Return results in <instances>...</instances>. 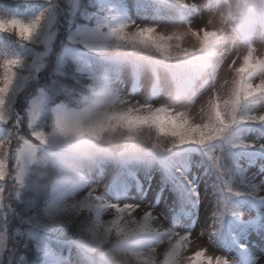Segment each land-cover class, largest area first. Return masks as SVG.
<instances>
[{
    "label": "snow or ice",
    "instance_id": "obj_1",
    "mask_svg": "<svg viewBox=\"0 0 264 264\" xmlns=\"http://www.w3.org/2000/svg\"><path fill=\"white\" fill-rule=\"evenodd\" d=\"M170 2L181 9L190 7L184 0ZM215 6L219 11L210 16L208 25H213L214 21L220 25L231 24V49L228 48L229 37L220 27L197 31L189 26L187 31L162 34L154 27L126 31L129 24L120 23L109 27L106 34L97 36L94 41L100 47H132L144 53H155L165 61L180 62L193 79L207 76L212 80L228 53L238 52L237 44L244 45L246 52L242 57L238 54L227 65L232 72L231 81L221 85L220 90L214 88L195 114L150 104L124 108L121 106L128 103L126 100L97 97L81 110H59L51 133L36 126L37 112L33 108L28 113L29 139L27 134H21L23 122L18 116L13 118L10 107L17 90L18 71L25 62L19 56L0 57V125L6 129L0 136V214L7 219L6 184L11 182L7 198L13 193L18 197L26 171L39 162L41 148L68 141H84L93 146L111 141L117 135L133 139L147 132L154 139L153 147L161 151L185 145H196L204 150L215 170L218 185V199L209 217L208 242L224 254L209 255L200 248L186 255L193 244L190 236L194 226L182 230L184 234L162 231L153 227L151 221L155 218L151 212H146L139 221L131 218L139 205L125 203L120 207L89 192L77 208L97 214L91 230L93 243L87 249L91 264H264V157L258 161V171L249 175L248 170L239 164L230 165L211 148L215 141H222L232 149L257 148L255 143H249L238 134L241 126H248L253 135L264 134V114H254L258 108H264V54L257 55L254 46L257 39L264 42V0H235V3L215 0ZM11 8L23 9V5L13 4ZM42 20L43 13L25 20L17 14L0 12V34L14 36L20 44L32 43L41 30ZM186 37L194 41L191 47L182 46ZM188 87V83L178 84L177 102L185 99ZM258 150L264 153V144L259 145ZM234 198H245L250 206L260 208L253 218L245 219L233 203ZM106 209L116 213L108 225L102 224L99 218ZM58 211L60 209H53V214ZM236 229L240 232L238 237L232 234ZM253 231L260 237V244L250 240ZM225 233L228 239H224ZM145 240L151 243H144ZM165 243L166 249L159 258L157 248ZM5 250V236L0 234V254Z\"/></svg>",
    "mask_w": 264,
    "mask_h": 264
},
{
    "label": "rangeland",
    "instance_id": "obj_2",
    "mask_svg": "<svg viewBox=\"0 0 264 264\" xmlns=\"http://www.w3.org/2000/svg\"><path fill=\"white\" fill-rule=\"evenodd\" d=\"M166 6L160 14L150 15L149 12L136 11L135 15L121 19L120 23L129 24L126 31H134L137 27H154L157 33L171 34L176 31H187L190 26L193 30H199L200 28H216L223 29L225 34L229 37L228 48H232L231 43V24L225 23L220 25L214 21L213 25H208V19L215 14L219 9L211 2V0H184L190 7L186 10H182L180 14L176 13L178 8L170 2V0H159ZM90 5L88 0H0V12H4L6 7H11L13 4H19L28 6L32 9L34 6L39 8V4L42 9H37L35 14L19 15V18L25 20H32L35 17L43 13L42 31L39 38H35L32 43L20 44L16 41L14 36L7 34H0V57H9L5 51L9 47L12 48V56H19L25 62V66L18 71L19 81L17 84V90L26 91V100L22 106L13 107L11 104V115L13 118L19 117L24 125L21 134H27V138L31 135L27 129L28 113L33 108L37 112L36 126L44 123L48 128L46 122L47 107L50 102L56 100L58 95L67 96L70 94V88L74 86L75 81L71 74V65L78 56L77 54L83 51L80 44L83 41L94 43L97 36L103 34L97 31H90L85 24H76L80 21V14L84 11L81 9H87V4ZM67 10V12L65 11ZM66 12V17L62 15ZM11 13V12H9ZM16 14V13H13ZM95 21L100 25H104L103 12L100 10L95 16ZM194 43L191 37H186L182 41V46L191 47ZM254 46L257 49V55L264 54V42L257 39L254 42ZM68 51H66V50ZM238 52L230 51L225 57L224 62L221 64L220 69L216 73L215 80L204 76L198 82L192 84L188 90V94L185 97V104L183 106L178 105L176 98L174 97V87L167 77L165 69L160 67V74L162 77V84L159 86V94L155 98L150 97L151 76L148 67H145L139 77V84L135 89H129L131 83L130 71L124 69L121 73L116 75H110L106 77V93L104 98H119L121 100L128 101L127 104L121 107L136 106L138 104H150L153 107L166 106L176 108L177 110H188L193 114L198 113L199 108L209 98L211 92L215 88L220 90V86L224 85L226 81H231L232 72L228 69L227 65L231 63L232 59H235L239 54L241 57L246 52L244 45L237 44ZM104 51H117L125 52L131 55V60L138 59L143 60L147 53L138 51L136 48H117V47H103ZM146 61V60H144ZM176 66L175 68H181V63L172 61ZM239 61H237L238 66ZM16 90V92H17ZM14 93L12 100L14 101ZM59 110H66V105L62 100L58 102L55 109V116ZM194 110V112H193ZM254 114H264V108H258ZM54 116V117H55ZM199 119V117H196ZM0 131H6L4 126L0 125ZM3 133V134H4ZM238 134L247 139L249 143H255L257 148L249 149L251 151H259L258 147L264 144L263 135H253L249 131L248 126H241ZM53 147V150L41 148L38 154V161L36 164L29 166V169L25 173L24 182L19 189V196L16 197L13 193L11 198H7L9 195V184H6L5 192V212L7 219L4 218V214H0V234L5 236V252L0 254V264H21L25 260L23 256L24 248L30 241V236L26 235L21 229L23 225H26L31 218L26 208H19V203L24 204L25 200L30 197H35L36 202L40 205L48 197L47 183H46V170L49 168L42 163L40 155L44 154V158L52 160L58 148L57 144L49 145ZM212 150L217 154L225 158L226 162L230 163L228 154L225 151L223 144L213 145ZM104 152L103 154H109L108 150L99 148L97 145H93L90 153ZM159 152V151H157ZM89 153V154H90ZM241 167L249 171V175L258 171V165L241 163ZM110 174V169L107 168ZM109 174H105L101 179L96 176H91L88 183L80 182L79 179L72 184L68 185L65 189L64 206L61 210L66 209L70 213H77L81 208H77L87 196L89 192H92L94 196L100 195L107 203H116L120 207H123L125 203H131L139 205L131 214L132 219L137 221L141 220L146 212H151L153 219L151 221L153 227H158L162 231H177L184 234L182 230H187L193 226H187L182 223L180 226H176L171 223L173 208L180 204L179 189L176 188L175 183H167L166 189L161 191L160 197H155L157 187L153 189L154 183L148 186H142L140 189H136L130 195L123 196L119 199H113L106 191L107 185L110 180ZM183 178L187 181L189 187V205L186 209L189 213L196 215V223L194 225V231L190 236V240L193 241L192 246L186 252V255L194 253V251L203 248L209 255H223L221 251L208 242V225L210 224L209 217L214 209V196L215 188L212 185V179L209 176H204L201 170L197 169L194 165L183 170ZM177 179V178H176ZM40 180L42 184L39 185ZM178 180V179H177ZM176 195V197L174 196ZM21 209H26L22 211ZM240 212L245 215V219L253 218L249 215L247 208H240ZM69 212H66L67 216ZM21 214H28L27 219H21ZM45 214V213H44ZM56 214L40 217V222L36 225V229L41 231L56 230L62 231L61 225L55 223H49V227H45L47 219ZM128 217V214H124ZM116 213L113 209H106L100 213V221L105 224L108 219H115ZM97 220V217L95 218ZM22 225V227H21ZM203 230V236H200ZM235 236H239L240 233L234 231ZM34 240V239H33ZM90 240V239H89ZM250 240L258 242L260 237L254 233L250 236ZM144 243H151V240H145ZM256 244V243H254ZM166 249V243L160 245L157 248V255L162 258V253ZM71 257V260L67 263L61 262L60 264H89L88 260L84 257ZM229 260L231 256L227 257Z\"/></svg>",
    "mask_w": 264,
    "mask_h": 264
},
{
    "label": "trees",
    "instance_id": "obj_3",
    "mask_svg": "<svg viewBox=\"0 0 264 264\" xmlns=\"http://www.w3.org/2000/svg\"><path fill=\"white\" fill-rule=\"evenodd\" d=\"M65 11L67 12V10ZM66 12L62 15L63 17H66ZM42 27L36 38H39L41 31H42ZM138 51H141V50L138 49ZM145 59H152L154 61L157 60V61H161L164 63L171 62V61L163 60L162 58L158 56V54H155V53H147V55L145 56ZM87 83H88V80L84 77L82 79V82L80 84H77V88L83 91V89L88 86ZM70 91H73L72 87L70 88ZM26 94H27L26 91L17 90L14 101H13V107L22 106L26 100ZM78 95H79V98L71 97L72 102H70V104H72L73 108L75 107L78 108L79 106H83L86 101L85 94H78ZM69 98H65L64 95H58L57 99H59L58 101L60 100L67 101ZM38 128L46 133H51V130H52L48 127L42 128L38 126ZM153 143H154V139L150 137V135L147 132H145L141 135H137L133 139H127L125 138V136L117 135L111 141L100 143L97 146L99 148L108 150L110 152L108 154L110 155V157L107 163L110 166H112L113 169L122 171L125 167L123 166V161H119V159H123L124 157H127L125 156L126 153L135 152L138 154H143L141 158L143 159L144 157H148L149 160L152 159L153 154L154 155L159 154L156 152L159 151L160 149L154 148ZM196 148H198L196 145H185L179 148H173L171 150H164V151L160 150V153H173V152L174 153H187ZM129 167H130V164H129ZM153 169H155V164H151L148 170H153ZM48 171L49 170H46V172ZM48 177H50V175ZM42 182L43 181L40 180L39 185H41ZM217 196H218V193H217ZM20 206L26 208L31 216L27 224L23 225V228L21 229L22 231L25 232L26 235H28V231L24 228L25 226L31 228L34 224L40 222V217L44 216L45 214L52 215L53 209H60V211L55 213L57 217L53 215L52 217L47 219L48 223L46 224V226L49 227V223H55L56 225H61L63 229L62 231H59L58 234H61L62 236L60 237H63L64 240H71V239L74 241L78 240L86 248H89L92 245L93 241L91 237V230L96 223L92 215V210L81 208L79 211H77V213H70L66 209L61 210L62 209L61 207H54L49 210V209H46L43 203L40 205L39 202H36L35 197H30L28 200H25L24 204L19 203V208ZM26 209L25 210L21 209V210L26 211ZM66 212H69L67 216L65 215ZM27 218H28V214L26 215L21 214V219H27ZM111 220L113 219H108L104 225H108ZM112 240H113V243H115L114 233L112 235ZM31 243L32 242L29 241L27 246L24 248L23 256H25V260H26L25 264H33V262H35L38 259L37 257L39 256V253H40V250H38L34 245H31Z\"/></svg>",
    "mask_w": 264,
    "mask_h": 264
},
{
    "label": "clouds",
    "instance_id": "obj_4",
    "mask_svg": "<svg viewBox=\"0 0 264 264\" xmlns=\"http://www.w3.org/2000/svg\"><path fill=\"white\" fill-rule=\"evenodd\" d=\"M232 3H235V0H232ZM177 103L183 106L185 99ZM57 145L56 153L52 157L57 164V169H53L54 172L66 177H75L78 173L87 170L89 165L88 157L92 146L84 141L60 142Z\"/></svg>",
    "mask_w": 264,
    "mask_h": 264
}]
</instances>
